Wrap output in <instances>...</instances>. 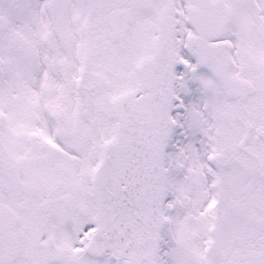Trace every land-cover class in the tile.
I'll list each match as a JSON object with an SVG mask.
<instances>
[{"label":"snow or ice","instance_id":"snow-or-ice-1","mask_svg":"<svg viewBox=\"0 0 264 264\" xmlns=\"http://www.w3.org/2000/svg\"><path fill=\"white\" fill-rule=\"evenodd\" d=\"M0 264H264V0H0Z\"/></svg>","mask_w":264,"mask_h":264}]
</instances>
